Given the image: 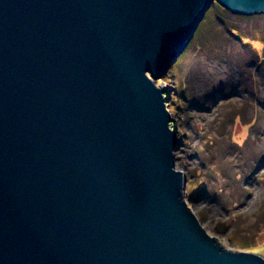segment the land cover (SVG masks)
Wrapping results in <instances>:
<instances>
[{"label": "water", "instance_id": "water-1", "mask_svg": "<svg viewBox=\"0 0 264 264\" xmlns=\"http://www.w3.org/2000/svg\"><path fill=\"white\" fill-rule=\"evenodd\" d=\"M217 2L0 0V264H264L185 201L155 80Z\"/></svg>", "mask_w": 264, "mask_h": 264}, {"label": "rangeland", "instance_id": "rangeland-1", "mask_svg": "<svg viewBox=\"0 0 264 264\" xmlns=\"http://www.w3.org/2000/svg\"><path fill=\"white\" fill-rule=\"evenodd\" d=\"M215 3L155 83L168 90L188 206L224 248L264 255V13Z\"/></svg>", "mask_w": 264, "mask_h": 264}, {"label": "trees", "instance_id": "trees-1", "mask_svg": "<svg viewBox=\"0 0 264 264\" xmlns=\"http://www.w3.org/2000/svg\"><path fill=\"white\" fill-rule=\"evenodd\" d=\"M215 6L220 7V5L218 3H215Z\"/></svg>", "mask_w": 264, "mask_h": 264}, {"label": "bare ground", "instance_id": "bare-ground-1", "mask_svg": "<svg viewBox=\"0 0 264 264\" xmlns=\"http://www.w3.org/2000/svg\"><path fill=\"white\" fill-rule=\"evenodd\" d=\"M182 171V170H181Z\"/></svg>", "mask_w": 264, "mask_h": 264}]
</instances>
